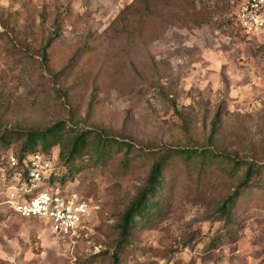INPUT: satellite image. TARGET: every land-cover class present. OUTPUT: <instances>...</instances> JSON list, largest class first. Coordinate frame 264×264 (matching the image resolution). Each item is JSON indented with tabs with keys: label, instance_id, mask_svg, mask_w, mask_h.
<instances>
[{
	"label": "rangeland",
	"instance_id": "1",
	"mask_svg": "<svg viewBox=\"0 0 264 264\" xmlns=\"http://www.w3.org/2000/svg\"><path fill=\"white\" fill-rule=\"evenodd\" d=\"M132 1L0 0V128L63 121L131 144L127 166L122 147L66 167L65 183L89 205L66 236L3 204L6 156L20 141L0 144V264H264V189L242 197L227 226L215 203L232 183L219 168L198 182L180 159L167 169L162 210L117 248L120 217L157 153L209 144L217 114L216 149L254 147L264 160V35L237 27L238 0H196L195 15L174 3L141 34L105 36Z\"/></svg>",
	"mask_w": 264,
	"mask_h": 264
},
{
	"label": "trees",
	"instance_id": "2",
	"mask_svg": "<svg viewBox=\"0 0 264 264\" xmlns=\"http://www.w3.org/2000/svg\"><path fill=\"white\" fill-rule=\"evenodd\" d=\"M174 3L181 4L192 15L197 14L196 0H133L120 11L111 25L104 31V35L108 37L122 34H141L152 20L156 18L162 20L165 15L163 10L173 6ZM53 35L54 31H51L47 39L41 41L42 53ZM218 120H220V114L215 116L214 130L209 136V144H200L183 149L173 147L160 149L153 161L146 184L138 191L120 217L117 248L122 249L126 246L133 228L139 221L149 222L152 220L154 212L158 213L162 210L163 206L159 199H163L165 195L163 186L167 177V169L178 159L182 161L188 172L195 174L198 182L204 178L207 179L209 170L219 168L225 175L227 182L232 183L231 191L225 192L215 203L219 216L224 219L227 226L231 224L232 227L236 221L237 203L242 197H245L254 187L264 189V160L258 157L257 149L252 147L248 153L241 156L238 152H228L214 147V131ZM13 140L20 141L19 149L10 152L6 157L13 154L23 159L34 152L52 155L54 160L58 161L55 166L56 171L60 173L58 181L64 185L69 176L66 167L72 166L83 155H89L92 160L99 164L108 158H112L119 152L120 148L124 147L126 148L125 159L121 162L127 166L131 148V144L118 141L113 137L110 138L101 132H92V130L83 128L67 129L63 121L45 128L12 131L0 128V144L7 145ZM54 146L59 147L56 156L50 151ZM73 170H78V168ZM52 181H55L54 175ZM115 257L117 260L118 255L116 254Z\"/></svg>",
	"mask_w": 264,
	"mask_h": 264
},
{
	"label": "built area",
	"instance_id": "3",
	"mask_svg": "<svg viewBox=\"0 0 264 264\" xmlns=\"http://www.w3.org/2000/svg\"><path fill=\"white\" fill-rule=\"evenodd\" d=\"M234 21L246 34L264 35V0H238ZM56 170L53 156L44 152L23 159L10 154L3 169V204L25 219L49 221L54 233L72 235L82 225L89 205L76 190L58 181Z\"/></svg>",
	"mask_w": 264,
	"mask_h": 264
}]
</instances>
